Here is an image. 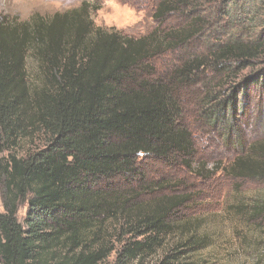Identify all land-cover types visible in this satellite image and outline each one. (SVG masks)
Segmentation results:
<instances>
[{
    "label": "trees",
    "instance_id": "obj_1",
    "mask_svg": "<svg viewBox=\"0 0 264 264\" xmlns=\"http://www.w3.org/2000/svg\"><path fill=\"white\" fill-rule=\"evenodd\" d=\"M213 1L161 0L156 27L140 37L98 26L86 2L50 20H0V154L44 136L25 155L0 158V264H103L113 254L114 264H145L160 251L153 264H198L191 255L208 237L173 219L187 199L153 197L165 183L148 179L153 161L202 173L184 119L187 93L206 126L242 146L226 171L264 180V139L246 148L228 125L261 83L258 74L229 80L264 53V42L227 39L219 29L214 42L204 38L212 25L201 11ZM167 53L171 65L161 68L156 60ZM30 54L39 61L36 85Z\"/></svg>",
    "mask_w": 264,
    "mask_h": 264
},
{
    "label": "rangeland",
    "instance_id": "obj_2",
    "mask_svg": "<svg viewBox=\"0 0 264 264\" xmlns=\"http://www.w3.org/2000/svg\"><path fill=\"white\" fill-rule=\"evenodd\" d=\"M161 0H0V20L30 21L35 15L50 20L57 13H66L81 7L84 2L92 7L91 18L98 26L116 30L135 37L151 32L157 25L154 18L157 3ZM201 15L210 19L212 33L208 38L216 39V30L227 39L237 38L246 42H264V0H215L206 4ZM174 21L179 18L174 16ZM223 39V38H222ZM203 44L207 39L201 41ZM172 55L165 54L156 64L161 68L171 65ZM27 71L31 85L39 83V61L30 54ZM257 75L261 83L253 84L249 90V105L239 103L236 114H229L228 125H235L238 135L234 140L251 143L264 139V53L252 59L249 67L242 69L238 78H230L229 83L241 84L248 76ZM231 86V84H229ZM231 90L225 87L224 94ZM187 93L185 102V123L193 132L197 146L195 167L200 166L201 174L180 167H168L153 161L148 165L149 181H163L165 189L153 197L183 195L187 201L179 207L176 221H189L198 235L208 237L209 245L192 253L198 264H264V209L255 213V204H264V180H250L235 177L226 171L240 155L242 146H231L221 136L219 130L206 126L199 107ZM239 131L242 132L240 137ZM44 136L36 135L20 141L17 147L0 154L6 159L10 154L25 155L29 150L42 145ZM246 151V149H245ZM198 169V168H197ZM27 206H21L19 218L25 216ZM4 211L2 187L0 184V212ZM170 236L169 244L176 241ZM146 259L145 264H153L159 255ZM113 254L103 264H114Z\"/></svg>",
    "mask_w": 264,
    "mask_h": 264
}]
</instances>
